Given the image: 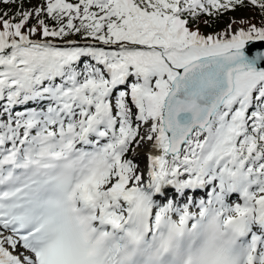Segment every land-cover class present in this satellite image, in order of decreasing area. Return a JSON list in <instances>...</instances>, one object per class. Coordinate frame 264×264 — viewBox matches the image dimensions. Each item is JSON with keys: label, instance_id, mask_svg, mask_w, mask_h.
Returning a JSON list of instances; mask_svg holds the SVG:
<instances>
[{"label": "snow or ice", "instance_id": "obj_1", "mask_svg": "<svg viewBox=\"0 0 264 264\" xmlns=\"http://www.w3.org/2000/svg\"><path fill=\"white\" fill-rule=\"evenodd\" d=\"M0 101V264H264V0H0Z\"/></svg>", "mask_w": 264, "mask_h": 264}, {"label": "rangeland", "instance_id": "obj_2", "mask_svg": "<svg viewBox=\"0 0 264 264\" xmlns=\"http://www.w3.org/2000/svg\"><path fill=\"white\" fill-rule=\"evenodd\" d=\"M39 2L40 0H26V7L30 5L38 4ZM12 11H15V6H12ZM253 16H254V13L250 6L249 7H238L235 11L229 14V16L223 21L221 27L217 31L223 30L227 26L229 21L233 19H236V20L251 19L253 23H256L255 21H253ZM201 31L206 34L213 33V32L208 31L206 25L202 23H201ZM73 39H78V37H73ZM4 103H6V101H0V104H4ZM141 163H144V159L140 160V163H138L139 166H141L140 165Z\"/></svg>", "mask_w": 264, "mask_h": 264}, {"label": "trees", "instance_id": "obj_3", "mask_svg": "<svg viewBox=\"0 0 264 264\" xmlns=\"http://www.w3.org/2000/svg\"><path fill=\"white\" fill-rule=\"evenodd\" d=\"M250 7H251V6H250ZM251 9L253 10V13H254L253 21H255L256 23H258V22H259V19H260L259 12H258L256 9L252 8V7H251ZM232 12H233V11H231V12H229V13H226L225 15H223L222 17H220V18H218V19H217V18H212L211 21H210V23H209V25H206L207 30L210 31V32H215V31H217V30L221 27L223 21H224V20L229 16V14L232 13Z\"/></svg>", "mask_w": 264, "mask_h": 264}, {"label": "bare ground", "instance_id": "obj_4", "mask_svg": "<svg viewBox=\"0 0 264 264\" xmlns=\"http://www.w3.org/2000/svg\"><path fill=\"white\" fill-rule=\"evenodd\" d=\"M141 159H144V163H141V164H140V165H141L140 168H141V170H143V169L146 167V164H147V161H146V159L144 158V156H143V155L137 156L135 162H136V163H140V160H141Z\"/></svg>", "mask_w": 264, "mask_h": 264}]
</instances>
